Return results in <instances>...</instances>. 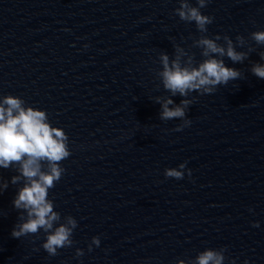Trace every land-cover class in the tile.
I'll return each instance as SVG.
<instances>
[{"label": "water", "instance_id": "95a60500", "mask_svg": "<svg viewBox=\"0 0 264 264\" xmlns=\"http://www.w3.org/2000/svg\"><path fill=\"white\" fill-rule=\"evenodd\" d=\"M180 3L0 0V100L20 97L66 131L71 155L50 198L57 223L78 222L73 245L55 256L41 246L43 231L12 237L23 182H10L18 165L0 168L9 180L0 264H195L207 248L224 252L225 264H264V79L251 72L264 63V45L251 38L264 30V0H210L207 32L179 17ZM217 34L254 49L240 63L223 58L242 76L211 94L172 96L161 54L197 66L205 57L196 41ZM169 97L193 101L190 126L176 131L181 119H161ZM185 161L182 179L165 176ZM94 236L101 243L89 251Z\"/></svg>", "mask_w": 264, "mask_h": 264}, {"label": "clouds", "instance_id": "9594fccd", "mask_svg": "<svg viewBox=\"0 0 264 264\" xmlns=\"http://www.w3.org/2000/svg\"><path fill=\"white\" fill-rule=\"evenodd\" d=\"M209 2L210 0H196V4L192 5L189 0H181L176 12L182 20L194 22L199 31L207 32V26L213 22L214 17L204 14L201 10ZM221 38L217 34L214 38L204 36L196 41L203 49L202 55L205 57L197 66L192 65L191 58L184 64L179 57L170 61L167 53L161 54L163 70L160 75L164 88L172 96L179 94L187 97L192 91L211 94L216 91L217 86L227 85L229 81L242 76L239 69L228 66L223 58H229L233 64L240 63L245 61L254 49L238 50L237 42L240 48L244 45L243 36H237L234 42L231 37L225 35L224 44L218 43ZM251 38L257 45H264V30L252 32ZM259 56L264 59V52H260ZM251 72L264 79V63L254 62ZM192 103L190 99H183L179 104H175L169 97L161 105V119H181L183 123L175 129L176 131L190 126L191 120L186 118V114ZM70 155L66 131L52 126L46 111L31 106L25 107L24 101L13 95H6L0 100V168L8 169L18 165V174L13 175L10 182H23L12 200L14 208L19 210V220L13 227L11 236L21 238L43 231L45 239L41 246L49 256H55L59 249L73 245V232L78 226L77 220L71 216L65 223H57L61 220V214L55 210V202L50 198V190L66 171L61 162ZM186 165L185 161L178 167L166 168L165 176L182 179ZM187 172L190 176L191 169H187ZM8 187L9 180L0 176V194ZM254 226L259 227V222H255ZM100 243L99 236L92 237L88 250L91 251L93 245L99 246ZM83 255L84 250L77 248L76 256ZM225 261V253L213 248L201 251L195 258V264H225ZM178 264L185 262L181 260ZM231 264H236V260H231ZM244 264L249 262L245 260Z\"/></svg>", "mask_w": 264, "mask_h": 264}]
</instances>
